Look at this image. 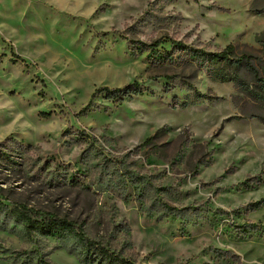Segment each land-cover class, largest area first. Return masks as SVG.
I'll return each instance as SVG.
<instances>
[{"label": "rangeland", "instance_id": "374dc122", "mask_svg": "<svg viewBox=\"0 0 264 264\" xmlns=\"http://www.w3.org/2000/svg\"><path fill=\"white\" fill-rule=\"evenodd\" d=\"M179 42L264 68V0H0V141L19 162L3 201L143 264H264V112ZM133 82L145 93L94 94ZM196 90L210 99L176 105ZM82 248L0 225V264H83Z\"/></svg>", "mask_w": 264, "mask_h": 264}, {"label": "trees", "instance_id": "16d2710c", "mask_svg": "<svg viewBox=\"0 0 264 264\" xmlns=\"http://www.w3.org/2000/svg\"><path fill=\"white\" fill-rule=\"evenodd\" d=\"M197 1V0H195ZM158 42L150 44L151 47H157ZM181 50H191L200 52L203 59L208 62L212 67L213 78L220 81H232L239 92H241L244 97L252 102L257 109L264 112V68L262 62L259 61V66H256L254 59L256 56L252 53L244 52L241 55H237L235 52V45L228 44L226 47L219 51H205L198 48H193L189 45L179 42L178 46ZM175 46V49H178ZM261 65V66H260ZM244 73L250 75V78L244 77ZM107 91L109 94L114 95V99L117 102H122L127 96L133 94L142 95L145 93V89L140 86L138 82H133L126 85L123 88H110L104 86L99 88L94 94ZM207 93L201 92L199 90L195 91L193 98L190 100H176V105L180 107H186L190 104L201 103L205 99H210ZM264 121V114H255ZM153 136H150L143 143H149ZM18 144V140H12L11 138L0 141V169H13L19 170L17 166L19 165L18 160H16L14 145ZM13 145V146H12ZM22 145V144H21ZM25 147L22 146L20 149L24 151ZM23 152H18L22 155ZM18 155V156H20ZM43 167H40V172H42ZM52 173V171H51ZM264 174V167L261 171L254 177ZM51 180H56L53 177ZM59 182V180H58ZM77 182L76 180L69 181L68 184H73ZM0 189L1 186H0ZM5 195L0 191V225L6 226L7 219H14L15 221L22 223L24 228L29 232H37L41 234H54L59 233L63 230H70L77 235L78 240L83 244V248L79 257V260L83 264H143L137 262L136 259L127 256L122 250L113 249L110 241L103 238H95L88 236L79 226H77L72 221L61 218L52 213H47L44 211H37L28 205L19 204L11 202L10 204L3 201ZM261 203H264V198H262ZM227 214L228 212H223ZM255 229L258 226H254ZM223 251H221L222 253ZM225 253H233L231 250L225 251ZM14 264V263H11ZM36 264H51L49 261L45 260L43 256L37 257Z\"/></svg>", "mask_w": 264, "mask_h": 264}]
</instances>
